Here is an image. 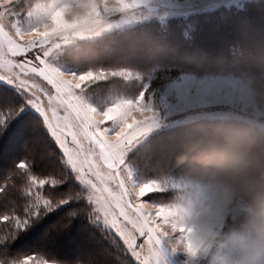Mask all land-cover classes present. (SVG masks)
I'll list each match as a JSON object with an SVG mask.
<instances>
[{"label":"snow or ice","instance_id":"6c2138e0","mask_svg":"<svg viewBox=\"0 0 264 264\" xmlns=\"http://www.w3.org/2000/svg\"><path fill=\"white\" fill-rule=\"evenodd\" d=\"M14 3L15 0H0V81L15 88L24 104L0 108V130L30 106L55 141L61 153L59 159L71 175H37L33 170L34 157L26 155L19 160L13 172L25 179L15 189L19 203L0 215V242L15 239L49 212L73 203L79 207L68 211L67 218L83 216L93 227L94 237L99 234L100 239L112 244L119 238L136 264H209L204 240L195 237L191 230L181 238L183 252H173L170 247L165 228L169 227L171 211L162 205L157 207L156 202L167 198L169 190L161 188L175 183V179L162 178L158 169L145 175L131 163L134 146H138L136 152L144 146L148 154L154 153V146L146 141L165 122L153 97L141 89L135 96L110 100L102 109L87 98L93 82L111 76L126 83H139L142 74L130 68L66 74L54 56L60 47L58 40L67 42L69 35L92 31L101 9L122 22L157 11L152 0H77L76 8L61 9L54 14L51 26L41 27H30V17L21 11L23 0L16 6ZM233 87L228 81L221 84L186 78L177 85L175 102L166 107L219 110L228 106ZM72 181L79 185L78 189L71 186ZM61 185L68 187L61 191ZM13 189L7 181L0 182V193ZM171 228L175 231L174 224ZM24 264L60 262L41 261L30 255L24 258ZM76 264L98 262L89 257Z\"/></svg>","mask_w":264,"mask_h":264},{"label":"trees","instance_id":"16d2710c","mask_svg":"<svg viewBox=\"0 0 264 264\" xmlns=\"http://www.w3.org/2000/svg\"><path fill=\"white\" fill-rule=\"evenodd\" d=\"M195 8L193 6V10ZM260 42H264V0L258 3L247 0L242 6L221 4L172 15L166 20L150 19L112 29L105 37L89 44L75 66L66 65L77 72L87 65H94L109 72L130 68L142 74L143 80L139 83H126L111 76L93 82L87 95L98 91L99 102H109L117 97L135 96L141 89H145L148 95L157 94L183 75L203 76L214 69L211 61L216 57L235 61L246 44ZM22 104L21 94L0 81V108ZM228 106L219 110L224 111ZM189 113L199 112L189 108L168 119ZM189 122L164 127L149 136L146 143L154 146L155 154H163L168 151L173 131ZM26 155L34 157L33 170L37 175L49 172L71 175L70 170L62 165L60 150L40 124L38 114L31 107H24L0 130V182L7 181L14 186L13 190L0 193V215L8 213L19 203L20 197L15 189L22 186L25 178L13 171L16 163ZM133 159L138 170L145 175L157 170L151 162L152 154L142 151ZM70 183L79 188L75 181ZM67 187L61 185L60 190ZM74 207L79 205L65 204L34 222L15 239L0 242V264H10L30 255H36L41 261H59L60 264H76L89 257H95L98 264H136L119 238L112 244L100 239L99 234L94 237L93 227L83 216L67 218V212Z\"/></svg>","mask_w":264,"mask_h":264},{"label":"clouds","instance_id":"9594fccd","mask_svg":"<svg viewBox=\"0 0 264 264\" xmlns=\"http://www.w3.org/2000/svg\"><path fill=\"white\" fill-rule=\"evenodd\" d=\"M20 3L15 0L13 6ZM76 3L23 0L21 11L30 17V27L51 26L54 14L74 9ZM96 19L92 31L69 35L67 42L58 40L54 56L61 64L75 66L89 44L119 23L103 9ZM211 63L214 69L201 79L231 81L233 102L222 112L197 110L202 113L198 119L173 131L167 152L152 153L151 162L162 178L175 179L161 188L169 194L156 206L171 211L165 234L173 252L184 251L181 238L191 230L204 240L209 264H264V42L246 44L235 61L220 56ZM98 69L87 65L80 72ZM137 147L130 151L134 165L138 153H147L144 146L136 152ZM11 264H24V258Z\"/></svg>","mask_w":264,"mask_h":264},{"label":"rangeland","instance_id":"374dc122","mask_svg":"<svg viewBox=\"0 0 264 264\" xmlns=\"http://www.w3.org/2000/svg\"><path fill=\"white\" fill-rule=\"evenodd\" d=\"M245 1L247 0H152L153 6L157 9V11L153 13H146L144 15L137 16L136 18L125 19L124 21L119 22L116 25H114L109 31H111L112 29H116V28L117 29L125 28L127 26H130V25H133L139 22H143L145 20H150V19L166 20L172 15H177L180 13L188 14L190 12L199 11L201 9L214 8L216 6H220L221 4H226V5L234 4V5L242 6L245 3ZM193 6H196L194 10H193ZM185 9H188L190 11L186 12ZM60 66L64 71H67V72L75 71L73 70V68H71L70 66L66 64H61ZM201 77L202 76H197L194 74L183 75L180 79L169 83L163 91L161 90L157 94L152 93L151 95H149L153 97L156 106L161 109L162 115L165 117V122L162 124V126L158 130L163 129L164 127H167V126L177 125L183 122H188V121H192V120L199 118V116L202 113H189V114L177 117V118L168 119V117H170L171 115L184 112L188 110L189 108L175 110V109H169L168 107H166V105L173 104L175 102L177 85L183 79H186V78L200 79ZM225 81H228V80H225ZM225 81L218 82V83L223 84V82ZM228 82H231V81H228ZM98 97H100L98 96V91H93V93H91L89 96L87 95V98L91 104L98 107V109H102L108 101L99 102ZM233 99L234 97H233V88H232L231 98L229 99L228 104H231L233 102ZM158 130L154 131L150 136H152ZM0 160H1V157H0ZM140 242H142V238L141 240H138V243Z\"/></svg>","mask_w":264,"mask_h":264}]
</instances>
